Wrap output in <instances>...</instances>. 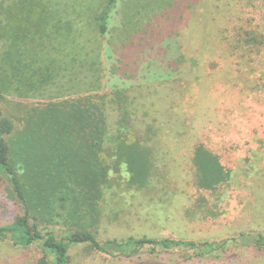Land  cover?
<instances>
[{
    "label": "rangeland",
    "instance_id": "rangeland-1",
    "mask_svg": "<svg viewBox=\"0 0 264 264\" xmlns=\"http://www.w3.org/2000/svg\"><path fill=\"white\" fill-rule=\"evenodd\" d=\"M14 2L0 0V7ZM55 2V8L49 0L40 4L62 14L69 28L49 30V35L67 53H74L72 42L81 45L75 59L84 63L82 79L63 80L60 96L55 89L31 99L4 96L0 112L20 129L27 106L97 96L104 102V164L112 167L120 143L153 150L155 172L145 189L129 184L124 167L110 168L93 232L97 241H221L264 234V0H149L137 19L121 13L123 0H116L106 32L93 41L90 17L107 9L108 0ZM153 11L159 15L145 21ZM89 61L99 65L87 76ZM88 78L96 83L88 86ZM198 145L230 171L229 181L211 195L194 183L191 158ZM21 213L0 174V226ZM226 247L228 252L215 260L183 261L176 251L117 260L86 246L69 254L71 264H264V250L239 242ZM42 256L37 244L21 248L0 241V264H37Z\"/></svg>",
    "mask_w": 264,
    "mask_h": 264
},
{
    "label": "trees",
    "instance_id": "trees-1",
    "mask_svg": "<svg viewBox=\"0 0 264 264\" xmlns=\"http://www.w3.org/2000/svg\"><path fill=\"white\" fill-rule=\"evenodd\" d=\"M41 1L15 0L13 5L0 7V99L38 98L54 89L60 96L63 80L71 84L82 79L79 68L84 63L77 65L75 59L83 50L81 45L72 42L76 44L74 53L58 48L49 30L56 33L57 28L69 27L63 25L62 14L46 9ZM49 1L58 7L57 0ZM148 1L123 0L121 13H133L130 17L137 19ZM115 3L108 0L107 9L90 17L92 41L106 32V21ZM154 12L144 20L159 15ZM38 52L53 54H44V58ZM98 65L89 61L87 76L97 73ZM87 80L91 86L97 79ZM101 100L85 96L27 106L20 129L0 112V174L22 209L10 225L0 226V241L10 240L14 247L21 248L39 245L43 256L37 264H71L69 252L80 246L117 260L144 254L169 255L172 251L178 252L183 261L215 260L228 252L230 242L264 250L263 233L240 234L221 241L127 238L98 242L93 232L99 223V203L110 168L117 172L124 167L129 184L137 189H145L155 172L153 150L140 143L118 144L112 167L104 164L101 154L106 125ZM191 167L196 189L210 195L230 179V171L220 158L202 145L194 148Z\"/></svg>",
    "mask_w": 264,
    "mask_h": 264
}]
</instances>
